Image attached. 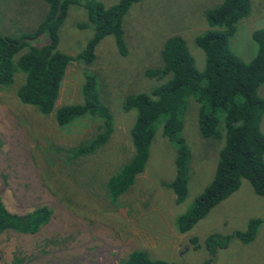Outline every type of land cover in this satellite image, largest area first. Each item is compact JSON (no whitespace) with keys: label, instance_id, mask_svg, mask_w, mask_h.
<instances>
[{"label":"rangeland","instance_id":"rangeland-1","mask_svg":"<svg viewBox=\"0 0 264 264\" xmlns=\"http://www.w3.org/2000/svg\"><path fill=\"white\" fill-rule=\"evenodd\" d=\"M104 7L118 0H96ZM222 0H140L122 18L126 54L118 53L111 36L95 47L93 64L71 62L63 75L55 107L80 102L82 72L96 74L98 98L110 112L113 131L108 142L93 154L66 163L63 150L75 147L95 133L89 118L58 128L52 116H42L21 105L13 90L0 87V200L15 214L45 206L48 221L34 234L5 232L0 235V264H116L135 250L154 260L176 264H200L207 252L203 241L211 234L244 231L249 219H259L254 240H231L215 254L211 264H264V196H256L248 182L212 207L190 231L178 234L176 216L191 207L210 182L223 144L221 138H202L196 127V105L188 102L182 115L180 136L190 153L187 193L179 205L162 184L175 177L174 147L161 135L160 126L151 141L148 158L134 184L114 203L104 185L108 177L132 154L129 130L135 112L120 109L124 97L147 92L160 81L144 77L146 69L161 66L165 40L180 36L197 71L204 54L194 45L195 36L207 30L204 14ZM46 6L39 0H0V34L18 37L35 29ZM84 10L70 6L58 29V47L74 56L91 37L80 30ZM264 27V0H250L249 12L235 25L229 48L242 61L255 56L251 33ZM39 36L32 45L46 44ZM264 98V84L258 89ZM220 128V126H219ZM264 134V114L260 121ZM200 246L193 249L189 239Z\"/></svg>","mask_w":264,"mask_h":264},{"label":"trees","instance_id":"trees-1","mask_svg":"<svg viewBox=\"0 0 264 264\" xmlns=\"http://www.w3.org/2000/svg\"><path fill=\"white\" fill-rule=\"evenodd\" d=\"M46 12L39 24L18 37L0 34V87L13 90L17 101L33 108L42 116H52L58 128H66L76 121L89 118L97 124L95 133L75 147L63 150L66 163L93 154L103 147L113 131L112 116L100 102L96 91L97 77L82 72L79 87L80 102L55 107L60 83L71 62L84 66L93 64L95 47L111 36L121 55L126 54L122 32V18L140 0H118L104 7L96 0H39ZM70 6L85 12V22L76 25L90 28L91 37L74 56L64 54L58 47V29ZM250 0H222L205 12L207 30L193 39L204 54V66L197 71L194 61L180 36L167 38L160 51L161 66L146 69L144 77L160 81L147 92L129 94L120 109L135 112L129 130L132 154L129 161L113 172L105 182V195L114 203L134 184L144 170L151 141L158 127L168 144L174 147L175 177L162 184L174 195V203L184 201L190 153L180 136L182 115L189 101L196 105V127L202 138H221L213 176L195 197L189 210L175 217L173 226L178 234H185L212 207L235 192L244 179L256 196H264V134L260 121L264 114V98L258 89L264 84V27L254 30L251 39L256 53L244 62L229 48V39L236 23L248 15ZM42 36L47 41L39 47L32 45ZM220 126V128H219ZM264 208V205H263ZM47 207L15 214L0 200V235L5 232L34 234L49 219ZM260 225L259 219H249L244 231L229 235L211 234L203 241L207 258L200 264H211L215 254L225 249L231 240L251 243ZM196 238L189 239L193 249L200 246ZM116 264H176L148 257L144 251L130 252Z\"/></svg>","mask_w":264,"mask_h":264}]
</instances>
